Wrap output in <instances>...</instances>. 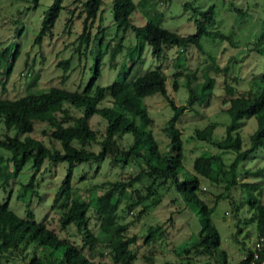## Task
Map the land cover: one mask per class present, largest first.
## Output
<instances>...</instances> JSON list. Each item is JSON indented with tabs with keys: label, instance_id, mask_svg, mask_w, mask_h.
<instances>
[{
	"label": "trees",
	"instance_id": "trees-1",
	"mask_svg": "<svg viewBox=\"0 0 264 264\" xmlns=\"http://www.w3.org/2000/svg\"><path fill=\"white\" fill-rule=\"evenodd\" d=\"M35 1V0H34ZM61 0H52L43 12L40 27L33 38V44H40L43 37L50 34L53 22L60 10ZM80 4L76 18L80 19V32L75 37L76 45L74 53L85 55L88 48L99 47L107 43L109 65L114 63V58L122 50V39L127 31L133 36L131 49L127 48L126 56L129 66L139 60V55L144 46L149 48V54L156 65L149 70L141 72L132 79L123 77L114 80L105 86L94 84L99 76V55L93 57L95 61L91 77L81 90L69 91L64 88L50 86L45 90L27 93L12 99H0V123L4 130L14 129L17 135L9 136L1 134L0 148L9 152L6 163L10 165L9 171L6 165H1L0 156V190L7 196L0 202V264L15 251H22L31 244L33 247L42 249L41 254L31 255L25 264H129L134 259L129 245L134 243V236H124L125 225L117 223L115 211L117 209L118 195H126L124 207L129 210L134 206L141 205L136 219L144 212L148 205L157 204L159 199L155 198L158 188L167 184L178 196L185 208L194 214L198 229L193 236L192 242H184L175 253L179 256H191L192 258H210L216 264H228L226 253L219 249V236L211 222L213 206H208L198 194L199 181L205 180L210 185H222V193L214 196L215 201L227 200L225 193L237 184L244 191L255 190V183H237L236 170L240 162L253 159L254 152L258 149L264 151V26L255 37L250 51L259 57L257 72L251 77L259 84V89L236 92L227 83H223V92L227 97L228 106L224 111L228 120L223 127V135L216 139L212 137L213 124L207 125L202 130H195L194 137L202 140L213 148L212 153L202 152L193 157L191 162V173H184L179 178L182 168L183 154L180 133L175 126L178 117L187 105L192 102H201L211 95L214 83L212 77L205 76L203 81L195 90L186 85L187 105L176 106L168 97L165 89V74L160 58L167 47L185 49L188 46L201 50L200 37L204 36L211 40L219 39L232 44L229 35H225L216 29L214 8L209 5L203 9L192 8L188 3L182 5L183 10H191L189 17L194 26V32L188 35H180L176 32L161 28L151 21H145L141 26L131 23L129 17L134 11L135 4L132 0H111L110 10L115 31L119 37L114 36V44L110 41L102 42V27L97 26L91 35L92 23L100 13L101 0H76ZM68 15L72 10L67 11ZM70 17L65 19V25L69 24ZM80 48L82 49L80 51ZM6 48L0 50L3 56ZM135 52L132 56V52ZM8 52V51H7ZM18 49L15 45L10 62L15 59ZM104 54V53H101ZM133 57H136L134 60ZM70 63V58L58 60L55 67L65 72ZM213 69L217 70L215 66ZM226 77V68L219 70ZM8 66L3 69L2 74L6 78ZM120 74V72H119ZM178 73L173 74V79ZM172 88L176 89L175 81ZM2 89V87H1ZM196 89V88H195ZM154 93L167 103L172 114L161 128L166 138V150L159 151L156 141L148 127L151 118L146 113L142 98ZM108 98V106H100L102 99ZM63 105L78 108L81 114L75 118L67 117ZM55 113L62 115V120H57ZM96 115L103 120L104 127L100 140L96 141L95 132L88 126V118ZM255 120L254 130L244 137L237 130V122L243 118ZM66 118V119H65ZM137 118L140 125L134 122ZM33 121L45 122L50 131L49 139L57 141L60 151L50 150L43 146L42 142L27 134L32 131ZM71 121L64 125L63 122ZM128 135L130 141L123 147L118 141L122 136ZM95 143V151L89 150L87 145ZM244 142L247 146L244 147ZM231 153L232 158L227 162L224 154ZM264 157V156H263ZM48 160L51 163L64 162L66 164L65 174L61 179L51 200V206L61 210L58 216L59 228L63 229L72 225L75 231L81 235L84 245L90 249L97 241H104L108 249L111 262L102 260L92 261L83 255L73 244L60 240L56 234L48 229L42 222L34 219L29 209L30 198L35 194V177L40 171L42 162ZM30 162L31 174L27 181L19 186L16 198L24 203V217L17 216L8 207L9 193L6 190L7 182L12 180L20 171L24 163ZM106 161L110 168L123 169L126 165H136L137 173L125 180H116L106 183L108 189L102 197L91 205L81 199L71 197L70 179L74 165L84 163H101ZM247 172V171H246ZM245 172V174H247ZM142 177L149 179L143 191L137 189L129 192L125 190ZM201 178V179H200ZM165 188V187H164ZM258 195L248 194L245 200L249 212L245 223H253L255 227V238L264 235V204L258 200ZM148 198V204H143ZM154 199V200H153ZM244 201H242L243 205ZM93 209L94 218L98 221L97 235L90 232L87 227L86 212ZM235 209V207H234ZM233 211V210H232ZM236 211V209H235ZM164 231L161 226H150L143 237V243L148 244L161 239ZM254 238V239H255ZM98 256H102L99 254ZM252 257L251 249H245L241 258L233 264H250ZM164 264H170L165 262ZM180 264H190L184 261Z\"/></svg>",
	"mask_w": 264,
	"mask_h": 264
},
{
	"label": "rangeland",
	"instance_id": "rangeland-1",
	"mask_svg": "<svg viewBox=\"0 0 264 264\" xmlns=\"http://www.w3.org/2000/svg\"><path fill=\"white\" fill-rule=\"evenodd\" d=\"M52 0H0V50L6 48L3 56H0V99H12L27 93L42 91L50 86L64 88L69 91L81 90L91 77L94 70L95 61L93 57L100 56L98 62L99 76L94 84L105 86L123 77L132 79L141 72L152 69L156 63L149 54V48L144 46L136 60L131 66L128 64L126 48L131 49L133 36L127 31L123 39L122 50L114 58L113 65L110 64L107 43L111 45L115 42L114 36L119 37V32L115 31L110 10L111 0H101L100 13L92 23L90 34L96 31V27H102V42L99 47L88 48L85 55L74 53L76 45L75 37L80 32V19L76 18L80 4L76 0H61L60 10L53 22L50 34L43 37L40 44H33L43 12ZM135 4L134 11L130 14V21L135 26H141L145 21H151L161 28L176 32L180 35H188L194 32V26L190 20L191 10H183L182 5L188 3L190 7L203 9L213 5L215 26L217 31L230 36L232 44L227 41L200 37L201 50L188 46L185 49L167 47L160 58L165 74V89L168 97L174 105H187L186 85L195 90L203 81L204 77H212L214 80L211 95L201 102L194 101L178 117L175 126L180 133L182 143L183 163L179 172V178L184 173H191V162L193 157L202 152L212 153L213 148L202 140L194 137L195 130H202L207 125L213 124L212 137L220 138L223 135V127L228 117L224 111L228 106L227 97L223 92V83H227L236 92L245 90H258L259 84L251 77L257 72L259 57L250 51L255 37L264 26V0H132ZM72 10L68 15L67 11ZM70 17L69 24L65 25V19ZM17 45V55L10 62L14 47ZM82 49L80 48V51ZM8 51V52H7ZM104 53V54H101ZM135 52H132L134 56ZM70 58L68 69L63 73L55 67L58 60ZM135 60L136 57H133ZM8 66V75L5 78L3 69ZM215 66V69L212 68ZM226 68V77L219 70ZM120 72V74H119ZM178 73L173 79V74ZM175 81L176 89L172 88ZM2 87V89H1ZM196 88V89H195ZM151 123L150 129L153 139L158 145V150H166V138L161 128L172 112L167 103L154 93L142 98ZM100 106H108V98H104L99 103ZM67 112V117L75 118L81 114L78 108L63 105ZM57 120H62L60 113L54 114ZM66 119V118H65ZM88 126L95 132L96 141L100 140L103 133V120L98 116L89 117ZM134 122L140 125L137 118ZM71 121L63 122L64 125ZM237 130L240 136L244 137L255 128V120L243 118L238 121ZM50 128L45 122L33 121L32 131L27 135L42 142L47 149L60 151L57 141L49 139ZM9 136L17 135L22 138L23 134H18L14 129L4 130L0 123L1 134ZM119 145L125 147L130 141L128 135L117 140ZM96 143V142H95ZM95 143L87 145L89 150L95 151ZM247 142H244V147ZM2 157L1 165H6L9 171L10 165L6 163L9 152L0 148ZM264 151L258 149L254 152L253 159H248L239 163L236 174L237 183H255V190L244 191L238 184L230 189L225 196L227 200H217L215 205L214 196L222 193V185H210L205 180L199 181V197L208 206H213L211 222L219 236V249L226 253L228 264H233L241 258L245 249H251L255 238V227L253 223H245L249 217L246 203L248 194L255 193L264 204ZM225 161L232 158L231 153L224 154ZM66 164L64 162L51 163L48 160L42 162L40 171L35 177V194L30 198L29 209L35 221L42 222L53 231L56 236L63 241L75 245L80 252L92 261L111 262L108 249L104 241L95 242L89 249L84 245L79 235L72 225L63 229L59 228L58 216L61 210L51 206V200L58 185L65 174ZM138 171L136 165H126L123 169L110 168L106 161L91 164H76L72 169L70 185L71 197L88 202L90 205L96 203L102 194L108 189L106 183L116 180H125L134 176ZM248 173H247V172ZM245 172L247 174H245ZM31 174L30 162L24 163L20 171L12 180L7 182L6 190L9 193L8 207L19 217H24V203L16 198L19 186L24 184ZM149 179L142 177L140 181L134 183L125 190L127 196L134 189L143 191ZM165 187V188H164ZM159 199L157 204H150L136 219V215L141 208L137 205L127 210L124 207L126 195H118L115 219L118 224L125 225L123 235L134 236V243L129 245V249L134 254V259L129 264H180L188 261L190 264H216L210 258L191 256H179L175 251L184 242L189 244L193 240L198 226L194 214L182 208L179 196L167 187V184L158 188ZM7 194L0 190V202ZM148 198L143 204H148ZM154 200V199H153ZM242 201H244L242 205ZM236 211H235V209ZM233 210V211H232ZM93 209L86 212L87 227L90 232L97 235L98 221L94 218ZM161 226L164 236L155 242L144 244L143 237L150 226ZM42 249L33 247L31 244L22 251H15L7 257L2 264H25L31 256H38ZM101 254L102 256H98Z\"/></svg>",
	"mask_w": 264,
	"mask_h": 264
},
{
	"label": "built area",
	"instance_id": "built-area-1",
	"mask_svg": "<svg viewBox=\"0 0 264 264\" xmlns=\"http://www.w3.org/2000/svg\"><path fill=\"white\" fill-rule=\"evenodd\" d=\"M250 264H264V235L258 236L252 243Z\"/></svg>",
	"mask_w": 264,
	"mask_h": 264
},
{
	"label": "crops",
	"instance_id": "crops-1",
	"mask_svg": "<svg viewBox=\"0 0 264 264\" xmlns=\"http://www.w3.org/2000/svg\"><path fill=\"white\" fill-rule=\"evenodd\" d=\"M93 116H96V115H92L91 117H93Z\"/></svg>",
	"mask_w": 264,
	"mask_h": 264
}]
</instances>
